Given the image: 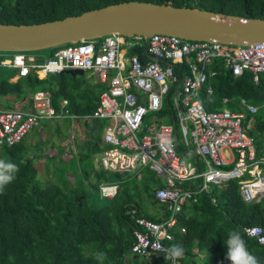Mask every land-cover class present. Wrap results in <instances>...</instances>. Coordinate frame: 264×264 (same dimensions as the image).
I'll return each mask as SVG.
<instances>
[{
  "label": "trees",
  "instance_id": "16d2710c",
  "mask_svg": "<svg viewBox=\"0 0 264 264\" xmlns=\"http://www.w3.org/2000/svg\"><path fill=\"white\" fill-rule=\"evenodd\" d=\"M140 1L175 7L197 8L225 15L264 20V0H0V24L30 25L60 20L77 16L83 12L102 8L112 4ZM128 40V38H126ZM66 44L56 48L45 49L47 58L61 49L70 47ZM0 52V61H3ZM137 54L145 63L149 61L144 52V45L129 50L128 56ZM46 58V59H47ZM40 62H44L41 60ZM194 57L191 63H194ZM178 79L183 77L188 64H172ZM0 68H3L0 66ZM9 68V67H7ZM216 75L200 90L198 99L208 111L229 109L243 111L240 100L257 107L255 114L247 113L245 125L254 138L256 156L264 155V75H259L255 84L252 74L245 71L241 76H234L220 60H214L209 66ZM210 86L212 93H207ZM105 84L91 85L83 76H72L66 71L46 75L44 79L31 72L28 76L11 82L0 78V98L14 97L19 103L17 110L32 108V95L38 91L50 94L51 106L56 113H68L88 121L98 105L99 95L106 90ZM173 92L180 87H171ZM171 94L169 95V98ZM227 101L224 103L223 100ZM66 101L64 107L60 106ZM151 117L177 127L176 152L185 158L197 159L192 148L182 143L181 133L170 104L152 113ZM83 122V124H84ZM99 121L100 130L102 129ZM141 135L147 133V126ZM105 127V126H104ZM103 127V129H104ZM88 138L98 148L93 132ZM8 158L15 163L19 171L15 179L0 191V264H100L95 253H105L103 264H167L165 255L152 254L136 256L126 260L131 254L135 218L145 216L140 205L131 193L137 187V180L143 181V190L149 187H162L163 183L149 169L140 171L141 177L128 173H110L104 170L94 172L96 185L109 182L119 185L117 194L102 204L97 198L80 186L64 190L61 188V168L55 172L56 183H42L37 179L38 171L32 159L25 160L21 154V143L13 147H0ZM54 175V173H53ZM197 182L184 185L195 188ZM93 186V185H92ZM77 187H80L77 188ZM154 201V191L152 192ZM212 199L215 202H212ZM134 211V213H133ZM259 226L264 232V198L258 203H246L239 193V180H230L225 186L210 185L208 192H202L195 203L185 204L179 214L177 227L185 228V233L173 232V240L165 243L169 248L180 245L184 255L179 258L182 264H197L196 259L204 255L207 264H230L225 259L227 240L231 231H239L246 242L248 251L254 255L259 264H264V247L256 240L247 237L245 228Z\"/></svg>",
  "mask_w": 264,
  "mask_h": 264
},
{
  "label": "built area",
  "instance_id": "2783aa9c",
  "mask_svg": "<svg viewBox=\"0 0 264 264\" xmlns=\"http://www.w3.org/2000/svg\"><path fill=\"white\" fill-rule=\"evenodd\" d=\"M123 44L132 49L144 45V38L133 36L126 40L109 35L81 41L57 50L41 64L31 63L25 52H13L10 60L0 61V66L15 69L16 80L31 72L39 78L77 69L96 74L107 85L99 95L98 105L86 117L88 121L107 122L102 141L108 148L100 160L101 169L118 174L135 173L138 178L140 171L149 169L164 180V187L156 189L154 198L168 205V212L161 220L135 218L130 252L142 257L165 255V243L173 240V232L185 233V228L177 227L183 206L197 202L210 185L222 187L237 179L244 202L258 203L264 198V155L257 158L254 138L244 123L247 113L255 114L258 108L241 99L243 111L225 108L208 111L198 99L202 87L216 75L209 69L214 60H220L234 76L250 72L257 84L259 75H264V42L236 47L155 34L148 39L146 48L154 60L145 63L137 54L125 58L120 47ZM193 57L195 62L191 63ZM184 63L188 67L178 86L172 64ZM174 85L180 89L173 92ZM206 91L211 94V87ZM167 98L175 110L181 141L192 148L197 158L194 164H186L176 152L174 125L159 122L141 135L146 115L160 111ZM31 101L30 110L0 109V147L21 143L39 121L65 117L55 112L48 92L34 93ZM191 182H197L195 188L184 187ZM118 189L117 183H101L100 197L111 199ZM244 233L264 247L261 227L245 228ZM167 260V264H182L179 259Z\"/></svg>",
  "mask_w": 264,
  "mask_h": 264
},
{
  "label": "water",
  "instance_id": "95a60500",
  "mask_svg": "<svg viewBox=\"0 0 264 264\" xmlns=\"http://www.w3.org/2000/svg\"><path fill=\"white\" fill-rule=\"evenodd\" d=\"M155 34L175 36L185 41H216L222 45L241 47L264 42V20L197 8L127 1L51 22L0 24V52L41 51L109 35L125 38L141 36L144 38L145 55L154 60L146 48L148 39ZM66 72L72 76L84 74L77 69ZM166 104L168 105V98ZM87 122H84L85 126ZM91 123L93 126L90 135L98 121L93 119ZM174 132L177 133L175 125ZM176 139L174 136L175 141Z\"/></svg>",
  "mask_w": 264,
  "mask_h": 264
},
{
  "label": "rangeland",
  "instance_id": "374dc122",
  "mask_svg": "<svg viewBox=\"0 0 264 264\" xmlns=\"http://www.w3.org/2000/svg\"><path fill=\"white\" fill-rule=\"evenodd\" d=\"M129 43L132 42L129 41ZM120 47L125 51V54L129 52L128 44H123ZM24 54L31 63L36 64H41L40 61L47 58V52L44 50L25 52ZM1 55L6 61L12 57V53L9 52H4ZM15 76V69L0 68V78L11 80ZM93 79L96 80L94 77ZM0 109L13 110L20 108L14 97H6L0 98ZM152 113L154 112L148 113L144 118V123L148 129H153L160 122L150 116ZM83 122L82 118L76 119L67 114L64 118L39 121L21 142L20 154L25 160L33 158L32 163L38 171L37 179L43 184L49 181V183H56L58 178L55 172L60 171L61 168V182L58 180L61 183V188L64 190L73 189V187L80 186L79 181H81L83 190L90 193L93 198L99 199L102 204H107L109 199L100 197L99 186L96 185L93 177L94 172L102 170L100 160L108 148L102 141L103 127L107 122H101L103 123L102 129L95 134L98 148L94 147L91 138H85ZM8 158L4 154V150L0 148V160L8 162ZM182 159L186 164H194L195 162L192 156ZM128 174L134 176L135 173ZM109 177V183L113 182V175ZM143 181L137 180V187L131 191L133 199L137 201L145 215L159 219L163 218L168 212V205L154 201L152 192L156 185L149 187V191L146 193L143 190ZM77 188L80 189V187ZM203 256L201 255L196 259L197 264H207ZM133 257L134 255L129 254L126 256V260Z\"/></svg>",
  "mask_w": 264,
  "mask_h": 264
},
{
  "label": "clouds",
  "instance_id": "9594fccd",
  "mask_svg": "<svg viewBox=\"0 0 264 264\" xmlns=\"http://www.w3.org/2000/svg\"><path fill=\"white\" fill-rule=\"evenodd\" d=\"M255 111V109H252ZM19 171L18 166L12 162L0 160V191L15 179V173ZM227 249L225 259L230 264H259L258 259L252 255L246 246V242L239 231H231L228 238L224 241ZM158 246V245H157ZM184 248L180 245H173L164 249L165 259L177 260L184 255ZM95 258L100 264H103L105 253H95Z\"/></svg>",
  "mask_w": 264,
  "mask_h": 264
},
{
  "label": "crops",
  "instance_id": "0c3cea01",
  "mask_svg": "<svg viewBox=\"0 0 264 264\" xmlns=\"http://www.w3.org/2000/svg\"><path fill=\"white\" fill-rule=\"evenodd\" d=\"M128 56V53L127 54H125V58ZM148 58V57H147ZM149 59V58H148ZM150 60V59H149ZM84 72V71H83ZM84 77H85V79L88 81V83L90 82L91 83V85H96V84H105V83H102L101 81H100V79H99V77L96 75V74H94V73H92V72H84ZM82 75V76H83ZM46 76H41V77H39L38 79H44ZM93 77L94 78H96V80H94L93 79ZM11 82H15L16 81V78H13V79H11L10 80ZM106 85V84H105ZM106 87H107V85H106ZM45 92H47V91H45ZM66 101H62L61 103H60V106L61 107H64L65 105H66ZM61 114H63V115H69V116H75V115H70V114H68L67 112L66 113H61ZM84 125V124H83ZM98 125H100V123L98 122ZM96 126V128L94 129V134H96L99 130H100V126ZM92 123H91V121H88L87 122V124H86V126L84 125V129H85V131H84V134H85V138L88 136V135H90V131H91V129H92ZM178 130V129H177ZM93 132H92V134H93ZM90 136H92V135H90ZM174 136H176V134H175V132H174ZM176 138H177V136H176ZM181 140V139H180ZM176 141H177V139H176ZM182 157H184V156H182ZM185 158V157H184ZM157 176V175H156ZM158 177V176H157ZM158 178H160V177H158ZM137 179H140V178H138L137 177ZM161 179V178H160ZM161 181H162V183H163V186L162 187H164V180L163 179H161ZM162 187H159V188H162ZM156 189H158V188H155L154 189V192L156 191ZM156 200V199H155ZM163 204V203H162ZM156 219H159V218H156ZM162 219V218H161ZM161 219H159V220H161Z\"/></svg>",
  "mask_w": 264,
  "mask_h": 264
}]
</instances>
